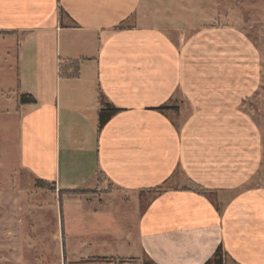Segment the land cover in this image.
Segmentation results:
<instances>
[{
  "label": "crops",
  "instance_id": "obj_1",
  "mask_svg": "<svg viewBox=\"0 0 264 264\" xmlns=\"http://www.w3.org/2000/svg\"><path fill=\"white\" fill-rule=\"evenodd\" d=\"M144 6L0 0V88L16 101L0 117L19 164L36 184L136 203L120 221L117 207L90 225L72 213L80 234L123 235L146 264H208L219 249L224 264H264L263 137L245 111L260 55L236 27L165 29ZM106 108L121 111L100 129Z\"/></svg>",
  "mask_w": 264,
  "mask_h": 264
},
{
  "label": "rangeland",
  "instance_id": "obj_2",
  "mask_svg": "<svg viewBox=\"0 0 264 264\" xmlns=\"http://www.w3.org/2000/svg\"><path fill=\"white\" fill-rule=\"evenodd\" d=\"M144 7L150 24L165 29L227 26L249 37L261 58L262 82L245 103V111L261 131L264 152V0H145ZM9 97L0 88V109H13L16 101ZM4 120L0 117V264H139L138 259L146 264L145 257L132 254L121 243L123 235L110 238L87 230L80 234V222L72 213L73 206L82 209L87 225L86 219H95V211V220L102 223L117 207L120 221L126 219L122 211L136 203L99 200L96 196L109 195V186H104L103 194L98 189L58 191L52 184L39 188L19 164L15 124ZM259 180L264 185V157Z\"/></svg>",
  "mask_w": 264,
  "mask_h": 264
},
{
  "label": "trees",
  "instance_id": "obj_3",
  "mask_svg": "<svg viewBox=\"0 0 264 264\" xmlns=\"http://www.w3.org/2000/svg\"><path fill=\"white\" fill-rule=\"evenodd\" d=\"M75 64V67L76 69H78V63H74ZM77 72L78 70L76 71V75H77ZM28 98V101L30 102V104H36V101L32 98V97H29L27 96ZM23 103H27L26 101V97L23 98ZM121 110L119 109H114V108H106L105 110H103L101 112V115H100V129H102L106 124L107 122L115 115L117 114L118 112H120ZM37 186L39 188H45L46 186H48V184H43L42 182H37ZM222 249H219L216 254H215V258L212 259L208 264H224V258H223V255H222Z\"/></svg>",
  "mask_w": 264,
  "mask_h": 264
}]
</instances>
